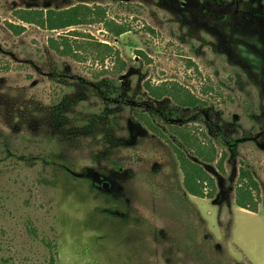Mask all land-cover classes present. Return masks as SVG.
Listing matches in <instances>:
<instances>
[{
  "label": "rangeland",
  "instance_id": "1",
  "mask_svg": "<svg viewBox=\"0 0 264 264\" xmlns=\"http://www.w3.org/2000/svg\"><path fill=\"white\" fill-rule=\"evenodd\" d=\"M74 6L84 21L65 29L21 19ZM63 38L74 54L52 45ZM176 149L213 197L185 190ZM242 167L256 212L236 205ZM48 241L59 264H264V0H0V264H47Z\"/></svg>",
  "mask_w": 264,
  "mask_h": 264
},
{
  "label": "trees",
  "instance_id": "2",
  "mask_svg": "<svg viewBox=\"0 0 264 264\" xmlns=\"http://www.w3.org/2000/svg\"><path fill=\"white\" fill-rule=\"evenodd\" d=\"M83 6H74L62 11L49 10L47 13L35 12L33 14L26 13L21 16L25 22H34L38 25L45 27L48 30H60L69 27L76 26L83 23V14L80 11ZM124 32V29H119L117 34ZM63 47L56 45L55 39H52V45L62 54H74L72 45L63 38ZM97 46L101 47L102 52L112 54L113 47L107 43L98 42ZM104 55V56H105ZM124 68L121 65V69ZM146 89L149 94L156 99H161L165 96H170L176 103L182 106H194L197 105L198 99L188 90L183 88L178 83H163L161 85H152L146 83ZM139 121L145 124V126L153 130L156 134H163L161 129L155 125L150 118L142 114L139 115ZM173 133L181 138L188 150L201 159L214 162L216 159V149L213 144L205 145L199 140V137L194 134L190 129H186L180 126H174ZM177 150V155L181 163V169L183 171V185L185 190L194 196L201 198H211L214 196L216 190V184L214 179L204 170V168L188 159L183 151ZM5 152L8 156H15L14 149L8 146L5 147ZM21 157H18V159ZM42 161L45 164H49V160L43 158ZM219 166L222 167V159L219 161ZM260 204V187L257 179L255 178L251 169L242 167L239 178V185L236 190V205L240 208H244L253 212H256ZM51 255L47 261V264H59L57 246L54 241L47 242Z\"/></svg>",
  "mask_w": 264,
  "mask_h": 264
}]
</instances>
